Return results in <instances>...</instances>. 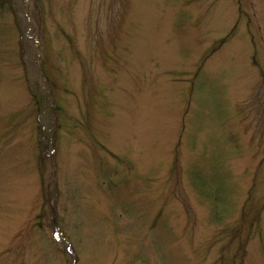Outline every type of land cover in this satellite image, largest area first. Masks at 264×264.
Returning <instances> with one entry per match:
<instances>
[{
	"label": "rangeland",
	"instance_id": "rangeland-1",
	"mask_svg": "<svg viewBox=\"0 0 264 264\" xmlns=\"http://www.w3.org/2000/svg\"><path fill=\"white\" fill-rule=\"evenodd\" d=\"M4 5L0 264H264V0Z\"/></svg>",
	"mask_w": 264,
	"mask_h": 264
},
{
	"label": "trees",
	"instance_id": "trees-1",
	"mask_svg": "<svg viewBox=\"0 0 264 264\" xmlns=\"http://www.w3.org/2000/svg\"><path fill=\"white\" fill-rule=\"evenodd\" d=\"M5 1H6V0H1V2H0V3H1V5H2V6H1L2 8H4V7H5V5H4V4H5Z\"/></svg>",
	"mask_w": 264,
	"mask_h": 264
}]
</instances>
